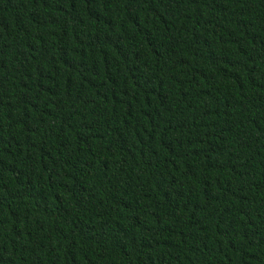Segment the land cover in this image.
Returning a JSON list of instances; mask_svg holds the SVG:
<instances>
[{"label": "trees", "instance_id": "obj_1", "mask_svg": "<svg viewBox=\"0 0 264 264\" xmlns=\"http://www.w3.org/2000/svg\"><path fill=\"white\" fill-rule=\"evenodd\" d=\"M0 264H264V0H0Z\"/></svg>", "mask_w": 264, "mask_h": 264}]
</instances>
